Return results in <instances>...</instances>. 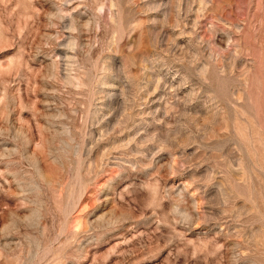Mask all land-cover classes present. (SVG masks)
Returning a JSON list of instances; mask_svg holds the SVG:
<instances>
[{
  "label": "rangeland",
  "instance_id": "obj_1",
  "mask_svg": "<svg viewBox=\"0 0 264 264\" xmlns=\"http://www.w3.org/2000/svg\"><path fill=\"white\" fill-rule=\"evenodd\" d=\"M0 264H264V0H0Z\"/></svg>",
  "mask_w": 264,
  "mask_h": 264
}]
</instances>
